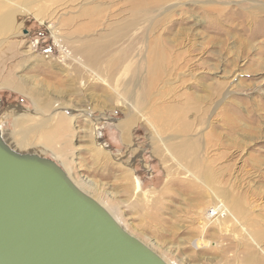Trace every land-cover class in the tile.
I'll list each match as a JSON object with an SVG mask.
<instances>
[{
	"label": "rangeland",
	"instance_id": "374dc122",
	"mask_svg": "<svg viewBox=\"0 0 264 264\" xmlns=\"http://www.w3.org/2000/svg\"><path fill=\"white\" fill-rule=\"evenodd\" d=\"M29 1L0 0V16L27 8L42 23L28 39L20 33L22 52L4 45L0 57L21 56L16 69L42 65L50 58L37 55L43 38L58 68L73 73L77 85L53 119L72 120L76 130L80 151L60 157L72 181L166 263L246 264L254 254L264 264V0ZM72 35L87 39L93 62L76 56ZM42 68L31 71L52 77ZM10 106L14 119L33 116L0 92V127ZM129 119L124 137L113 125ZM101 135L113 150L99 145ZM195 239L208 246L195 249Z\"/></svg>",
	"mask_w": 264,
	"mask_h": 264
},
{
	"label": "water",
	"instance_id": "95a60500",
	"mask_svg": "<svg viewBox=\"0 0 264 264\" xmlns=\"http://www.w3.org/2000/svg\"><path fill=\"white\" fill-rule=\"evenodd\" d=\"M0 264L168 263L58 162L17 152L0 129Z\"/></svg>",
	"mask_w": 264,
	"mask_h": 264
},
{
	"label": "crops",
	"instance_id": "0c3cea01",
	"mask_svg": "<svg viewBox=\"0 0 264 264\" xmlns=\"http://www.w3.org/2000/svg\"><path fill=\"white\" fill-rule=\"evenodd\" d=\"M26 16H29V17L28 18L26 17L23 21L22 20H19L17 18V16H16V20H17V23H18V26L19 27H18V30L16 31V33L14 35H11L10 34L11 36L4 42L3 45H6V48L5 49L8 50V49L11 48V46H13L14 49L19 50L18 52H22L21 51V46H22L21 41L23 39L20 38L22 36V34H20V33L23 32V34H25V37L27 36L26 39H28L30 37V27H32V26L35 27L36 22H39V24L42 25V23L40 21H38V19L34 15L27 14ZM26 28H28V29H26ZM25 31H27V33ZM15 37L19 38L20 41L18 40L17 42H12L11 39H13ZM72 38H76L77 41H74V39H72ZM43 40H44L43 38L40 40L41 51H39L37 53V55L38 56L40 55L42 57H48V56H50V58L48 57L46 59H43V63L44 64H42V65H37V63H33V62L31 63V62H29V63H27L28 69L25 68V70H24V69H22L23 68L22 66H20V67H18L16 69L18 59L21 56L18 55L17 57H14V58L8 60L6 62V64H4L2 62V59L0 58V63H1L0 64V92H4V93H6V94H8V95H10L12 97H17L21 101L26 102L28 104V107H26V108L21 107V108L28 110L29 113H32L33 117H31V119H36V120H40L41 118H43V117H45L47 115L54 114V109H55V107H56V105H57L58 102H64L65 105H66V102L68 103V100H66V97L69 98L68 97L69 93L70 92L72 93L73 90H74V86L77 85V80L72 77L73 73L72 72L67 73V71L64 72L65 69L64 68L63 69L58 68V66L56 65L55 61L52 60L53 58L56 57V53L52 49V48H54V46L52 45V43H46V42H43ZM28 41H30V40H28ZM75 43L76 44H80V45L77 46L76 48H72L73 49V52L76 54L77 57H81L83 59L82 60L83 61V64L84 65H87L88 63L93 62V59H92L91 55L89 56V52H88V41H87V39L86 40L82 39L80 41V40H78V35H72L70 44L71 45H74ZM23 52H25V51H23ZM89 57H91V60H89ZM90 65H92V64H90ZM37 66L43 67L42 69L44 70V72H46L48 74V76H52V77H48L47 79L44 78V77L37 78L35 76L37 71H35L34 73H32V71H31L32 68L37 67ZM9 70H11V72L14 71L13 73H11L12 76H10ZM59 70H61V71H59ZM75 70H76V68H75ZM76 71H78V70H76ZM81 72H82L83 76L88 75L87 72H85V73H83V71H81ZM25 74H27V75H29L31 77L33 76V78L36 79L35 82H37L39 84H40V82L42 83L41 84L42 87L39 88V89H36L35 86H34V84H32V83H30V84H27L26 83V85H25L26 87L24 86V88H25L26 93H27V89L29 90V95L31 94L29 97L28 96L26 97L22 93H19L18 92L19 90L16 91L15 89H12L10 87H4V88H2L1 84L5 80L8 81V82H10L11 80H13V81H17L18 83H20V78L21 77H24ZM55 74L56 75H59L60 74L61 75L60 76V79L61 80L60 79H57L56 80L55 79L56 78V75ZM41 78H44V80L43 81L40 80ZM46 84H49V86L46 85ZM32 86H33V88H35L38 91H43L42 94L41 95H38L41 92H39V93L36 94L35 93V90L31 88ZM52 87H55L53 89V91H55V93L49 92V89H51ZM30 89H32V90H30ZM46 89H48V90H46ZM60 89H62V90L65 91L64 96L61 97V98L59 97V94H58V91ZM45 100H48V101H45ZM47 102H48L49 106L47 105ZM40 103H42V104L44 103L43 104L44 106L42 108H40V106H41ZM71 107L73 109H76V108H74V104H73V106L71 105ZM38 108L41 110L40 112L38 110L36 111V109H38ZM77 108L79 109V107H77ZM15 110H17V108L15 106H10V108L7 110L8 112L6 113V116L4 115V116L1 117V124H2V126L0 127L1 129L3 128L6 131L7 136H8V138H6V142L12 148L16 147L15 144L17 142V139H20V138L17 137L16 134H14V131L16 130L15 129V126H14L15 119L13 118L14 116L11 117L12 115H14L16 113ZM61 111L68 118L71 117L70 112L73 113V111L72 110H69L68 108L66 110L64 109V111L63 110H61ZM11 113H12V115H11ZM76 115H78V113ZM9 118L10 119L13 118V121L10 122L9 121ZM72 122L73 121L71 120L70 121L71 125L68 126V127L66 126V128L64 130L63 129L60 130L58 128L59 127L58 125L61 124L59 122H54L51 125V126H54L53 128L55 130L54 129L52 130L53 131L52 132V135H54V136H52V138H51V139H53V142L50 144V146L46 142L45 139H43L44 142H42L43 140L41 138L39 140L37 138V139H33L34 140V143L33 144L31 143L32 145H30L28 151L19 152V153H21V154H29L30 153L32 155L49 156V157H52V159H54L56 162L59 163L60 161L58 160L57 156L59 157L60 155H62V153H63V155L69 156L71 154H74V153L80 151V149H78V147H77L78 144H76L77 135H76V132H75L76 130L73 128V123ZM31 123L32 122L28 123V125L31 124ZM11 124H12L13 129L7 127L8 125L11 126ZM49 125H50V123H49ZM4 126H6L7 128H4ZM113 126H114L113 128L116 131H118V134H120V131H119L118 127H116V125H113ZM16 128H17V130H19L20 127L16 126ZM103 128H104V131H106V129L109 128V127L105 126ZM107 130H109V129H107ZM58 132H59V135H58ZM11 134H14V135H11ZM97 139H98L99 145L101 147H105L106 146V147H108V148H110V149L113 150V147L109 146L108 143L106 142V140L104 138V135L98 136ZM119 139L120 140H119L118 143L120 144V146L121 145L123 147L127 146L126 144H124V142L122 141V138L121 137H119ZM46 144L49 146V149H48V147H47ZM51 147H52V149H51ZM105 149L107 150V148H105ZM59 164L61 165V162ZM61 166H63V165H61ZM63 168H64V166H63Z\"/></svg>",
	"mask_w": 264,
	"mask_h": 264
},
{
	"label": "bare ground",
	"instance_id": "6f19581e",
	"mask_svg": "<svg viewBox=\"0 0 264 264\" xmlns=\"http://www.w3.org/2000/svg\"><path fill=\"white\" fill-rule=\"evenodd\" d=\"M30 1L29 0H22V3L24 4V5H26L27 7L29 6L30 7V3H29ZM28 3H29V5H28ZM26 6H22V7H25L26 8ZM18 12L20 13V14H31V10L30 9H22V10H17L16 8H12V7H9V8H7L6 10H5V12L0 16V34H4V35H14L15 33H16V31L18 30V23H17V20H16V16H17V14H18ZM39 16H36V18H38ZM21 24V23H20ZM20 29V28H19ZM18 34V33H17ZM16 34V35H17ZM54 34V33H53ZM3 35V36H4ZM56 35V34H55ZM56 37V36H55ZM6 40V39H5ZM55 41H57L56 39H55ZM4 42L5 41H2V40H0V48L1 47H5L3 44H4ZM58 42V41H57ZM13 47V46H12ZM12 47L10 48V51L12 52L13 50H14V48L12 49ZM6 48V47H5ZM12 49V50H11ZM13 53V52H12ZM10 54H7V55H5V56H3V53L1 54V56L2 57H0L2 60L4 59V60H6V58H8V56H9ZM10 58V57H9ZM19 66H21V62H19V65H18V67ZM2 69V68H1ZM26 83L27 84H30L31 83V81L29 80V78H27V77H21L20 78V83H18V82H6V83H4L5 84V87H10V88H12V89H15L16 91H18L19 93H22L23 95H29V90L27 89V93H26V91H25V88H24V86L26 85ZM38 86H40V85H38ZM26 87V86H25ZM30 87V86H29ZM33 87V86H32ZM36 87V86H35ZM34 90H35V93L37 94V93H39V92H41L40 94H38V95H41L42 94V92L43 91H38V90H36L35 88H33ZM39 89V88H38ZM30 90H32V89H30ZM46 91V90H45ZM59 92V94L61 95H63V90H61V92L60 91H58ZM34 94V93H33ZM44 94V93H43ZM31 95V94H30ZM35 101V100H34ZM45 101H48V100H45ZM41 104V106H40V108H42L44 105V103L42 104V103H40ZM47 105L49 106V104H48V102H47ZM37 106V105H36ZM52 106V105H51ZM47 107V106H46ZM45 107V108H46ZM41 111L39 108L38 109H36V111ZM49 110V109H48ZM50 111V110H49ZM45 112V111H44ZM48 114V113H47ZM44 115V114H43ZM46 115V114H45ZM33 117V116H32ZM48 119V121H42L43 123H41V121H40V123L41 124H43L44 126L42 127V125L40 126V127H38L37 125H35V126H33V127H36L35 128V131H32V129L30 130L29 128H27L26 129V131H23V129L22 128H24V126L25 127H31V124H30V126H27L28 125V123L29 122H32V119L30 118V117H28V118H26V115H23V116H17V117H15V124H14V126H15V128H16V126H18V127H20L21 129H19V130H17V128H16V130H15V134L20 138L19 139V141H18V144H17V147H14V149L17 151V152H24V151H28V149H29V147H30V144H31V139H32V135L34 136V135H37V137H38V140L41 138L42 140L43 139H45L46 140V142L49 144V146H50V144L53 142V139H51L52 138V136H54V135H52V130L54 129L53 127L54 126H51L52 124H53V119H55L56 121L58 120V116H57V114H56V112H54V114H51V115H49V117L47 118ZM52 119V120H51ZM36 122V121H35ZM33 123V122H32ZM38 123V122H37ZM49 123H50V125H49ZM59 123H61L60 125H58L59 127V129L61 130V129H65L66 128V126L68 127L69 126V124L64 120V119H60L59 120ZM130 124H131V121H130V119L129 120H127V121H125V122H120L117 126H118V128L120 129V131L123 133V136L124 137H126L127 136V134H126V132H127V130L130 128ZM56 125V124H55ZM25 129V128H24ZM34 129V128H33ZM55 130V129H54ZM59 130V131H60ZM56 132V131H55ZM1 134H2V137H3V139H5V137L7 136H5L4 137V134L2 133V130H1ZM58 135H59V132H58ZM59 137V136H58ZM7 138V137H6ZM129 138V137H128ZM127 140V139H126ZM5 141V140H4ZM42 142H44V140L42 141ZM124 142V141H123ZM41 143V142H40ZM47 145V144H46ZM16 146V145H15ZM49 146L47 145V147H48V149H49ZM51 149H52V147H51ZM53 152V151H52ZM28 153V152H27ZM30 154V153H29ZM61 154V153H60ZM59 154V155H60ZM64 156H66V155H63V153H62V155H60L59 157L57 156V158H58V160L61 162V165H63L64 166V168H66L65 167V163H64V161L60 158V157H64ZM59 162V163H60ZM60 165V166H61ZM63 166H61L62 168H63ZM63 168V169H64ZM65 170V169H64ZM74 183L82 190V191H84L85 193H87L84 189V185L82 186V184L80 185V184H78V183H76L75 181H74ZM90 184V183H89ZM91 185V184H90ZM88 186V185H87ZM92 186V185H91ZM87 190V189H86ZM88 194V193H87ZM223 215H226V214H223ZM212 216H220V213L219 212H217L216 214H213ZM221 217H222V215H221ZM259 235H261V234H259ZM260 237V236H259ZM259 237H257V238H259ZM261 237H262V235H261ZM261 239V238H260ZM204 242V241H203ZM200 239H195L194 241H193V246H194V248L195 249H200V248H202V247H205V246H208L207 244H205V242L203 243ZM253 256V257H252ZM249 261V262H248ZM260 261H262V260H260ZM166 262V261H165ZM246 262V261H245ZM260 264L259 263V260H258V258H257V256H254V254L253 255H251V257H250V259H247V263L246 264ZM168 264H173V263H168Z\"/></svg>",
	"mask_w": 264,
	"mask_h": 264
},
{
	"label": "flooded vegetation",
	"instance_id": "af4514ba",
	"mask_svg": "<svg viewBox=\"0 0 264 264\" xmlns=\"http://www.w3.org/2000/svg\"><path fill=\"white\" fill-rule=\"evenodd\" d=\"M26 96V95H25ZM27 97V96H26ZM19 99V98H18ZM20 100V99H19ZM21 101V100H20ZM22 103V102H21ZM21 108V107H20Z\"/></svg>",
	"mask_w": 264,
	"mask_h": 264
}]
</instances>
